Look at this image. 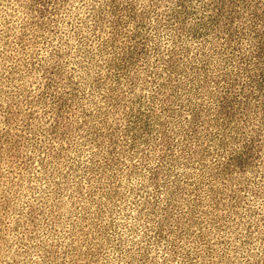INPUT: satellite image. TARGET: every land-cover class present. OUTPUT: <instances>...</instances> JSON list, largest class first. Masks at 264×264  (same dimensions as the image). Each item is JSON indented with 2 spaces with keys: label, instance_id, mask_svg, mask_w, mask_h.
I'll use <instances>...</instances> for the list:
<instances>
[{
  "label": "rangeland",
  "instance_id": "374dc122",
  "mask_svg": "<svg viewBox=\"0 0 264 264\" xmlns=\"http://www.w3.org/2000/svg\"><path fill=\"white\" fill-rule=\"evenodd\" d=\"M0 264H264V0H0Z\"/></svg>",
  "mask_w": 264,
  "mask_h": 264
}]
</instances>
